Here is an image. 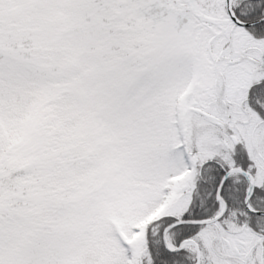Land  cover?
I'll return each mask as SVG.
<instances>
[{
  "label": "snow or ice",
  "instance_id": "obj_1",
  "mask_svg": "<svg viewBox=\"0 0 264 264\" xmlns=\"http://www.w3.org/2000/svg\"><path fill=\"white\" fill-rule=\"evenodd\" d=\"M0 264H264V0H0Z\"/></svg>",
  "mask_w": 264,
  "mask_h": 264
}]
</instances>
